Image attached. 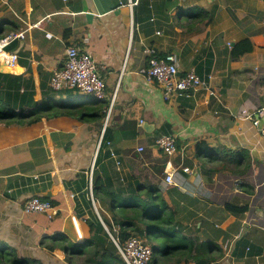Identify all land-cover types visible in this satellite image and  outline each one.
I'll return each mask as SVG.
<instances>
[{
    "label": "crops",
    "instance_id": "obj_1",
    "mask_svg": "<svg viewBox=\"0 0 264 264\" xmlns=\"http://www.w3.org/2000/svg\"><path fill=\"white\" fill-rule=\"evenodd\" d=\"M129 1L0 0V36L25 31L8 46L16 66L0 60V109L27 115L0 121V250L12 253L0 264H22L13 256L84 264L41 240L63 234L83 242L98 218L108 228L112 196L104 192L117 194L128 176L157 186L177 222L182 242L173 253H162L160 235L138 234L160 241L153 264H264V136L243 114L264 104V0ZM200 9L212 17L204 27ZM247 37L253 50L235 57ZM70 45L105 66L107 96L119 87L97 157L104 118L36 113L43 104L87 100L51 86ZM146 47L174 53L181 74L211 75L210 88L165 99L144 72ZM161 134L176 136L175 153L158 147ZM94 160L103 199L94 195V175L90 182ZM33 195L53 202V217L24 210Z\"/></svg>",
    "mask_w": 264,
    "mask_h": 264
},
{
    "label": "trees",
    "instance_id": "obj_2",
    "mask_svg": "<svg viewBox=\"0 0 264 264\" xmlns=\"http://www.w3.org/2000/svg\"><path fill=\"white\" fill-rule=\"evenodd\" d=\"M199 12L198 16L200 18L196 15V19L204 20L207 17L206 21L201 25V27H204L210 23L212 17L207 10L200 9ZM253 47L254 45L250 38H243L233 47V54L235 57H239L243 53L252 51ZM72 90L74 89H71L69 93L72 94ZM71 94V97L76 96V94ZM109 104L110 97L106 96L103 99L92 98L91 100L82 102H64L58 104V106L56 105L55 108L49 104H43L36 113L51 114L49 110L53 109V113L72 116L79 115L84 121L92 122L104 118ZM12 109V111L0 109V121H10L27 116L24 113L18 114L14 112V108ZM96 161H98V158ZM93 175V190L96 199L106 198L99 192L97 186L99 180L96 174ZM127 178L126 187H121L117 193L118 195L120 194L119 196L116 193L104 192L105 195L112 196V199H105L108 209L113 213V224L108 221V228L98 218L96 221H90L93 232L88 240L75 243L68 236L57 234L45 236L41 240V244L50 250H54L57 247L63 248L66 252V258L70 263L127 264L112 236L116 238L119 245L123 246L133 235L139 234L145 238H153L155 235H160L164 244L162 253H173V249L181 245L180 242L182 241L176 235L177 222L174 220L167 203L162 198L159 188L157 186H144L133 176H128ZM124 193H127V195L125 194L127 201L121 199ZM152 247L155 254L156 246L154 243ZM11 255L12 253H8L3 249L0 250V257ZM156 259L153 258L152 264ZM12 261L22 264L39 262L36 259L17 256H13Z\"/></svg>",
    "mask_w": 264,
    "mask_h": 264
},
{
    "label": "built area",
    "instance_id": "obj_3",
    "mask_svg": "<svg viewBox=\"0 0 264 264\" xmlns=\"http://www.w3.org/2000/svg\"><path fill=\"white\" fill-rule=\"evenodd\" d=\"M134 4H136V1H129V5L132 6ZM48 35L51 36L52 34L48 33ZM18 37L24 38L25 31L11 32L4 36H0V60L11 67L16 66L19 55L16 52L9 51L8 46ZM144 51L148 55L147 66L144 72L148 78L159 84L165 99H169L174 95H183L189 91L198 90L201 87L210 88L209 81L211 75L202 77L193 69L181 74L179 61L174 53L167 52L163 55H159L150 47H146ZM103 68H105V66H99L89 50L78 45H70L66 49L63 66L55 71L51 77V86L57 90L63 88L76 89L81 94L87 95V97L84 98L87 100H91L92 98L103 99L107 96L106 80L101 74V69ZM118 88H116L110 96V104L103 119L95 157H97V152H99L104 140L105 131L110 124L113 103L117 98ZM210 91L213 92L212 90ZM79 99L82 98L80 97ZM243 114H245L247 118H251L255 125H260L262 118L264 119V104L258 106L254 110L245 109L243 110ZM260 130L264 136V121L260 126ZM156 144L160 149L169 154H173L178 150L177 138L172 134L159 135ZM117 162L120 163V160ZM95 163L96 161L94 160L90 171L91 184ZM184 169L187 171L190 170L189 167ZM171 178L172 177L169 176V179ZM24 210L26 212H43L50 218L53 217L55 213L53 202L48 198H42L37 195L30 196L26 199ZM112 238L118 245L127 264L152 263L154 249L152 244L146 241L145 238L133 235L123 246L118 244L114 236H112Z\"/></svg>",
    "mask_w": 264,
    "mask_h": 264
},
{
    "label": "rangeland",
    "instance_id": "obj_4",
    "mask_svg": "<svg viewBox=\"0 0 264 264\" xmlns=\"http://www.w3.org/2000/svg\"><path fill=\"white\" fill-rule=\"evenodd\" d=\"M78 102V101H77ZM154 244H155V246H156V250H158V249H160V241H154L153 242Z\"/></svg>",
    "mask_w": 264,
    "mask_h": 264
},
{
    "label": "water",
    "instance_id": "obj_5",
    "mask_svg": "<svg viewBox=\"0 0 264 264\" xmlns=\"http://www.w3.org/2000/svg\"><path fill=\"white\" fill-rule=\"evenodd\" d=\"M263 121H264V119L262 118V120H261V123H260V125H259V126H261V125L263 124Z\"/></svg>",
    "mask_w": 264,
    "mask_h": 264
},
{
    "label": "clouds",
    "instance_id": "obj_6",
    "mask_svg": "<svg viewBox=\"0 0 264 264\" xmlns=\"http://www.w3.org/2000/svg\"><path fill=\"white\" fill-rule=\"evenodd\" d=\"M153 257H154V255H153ZM153 261V260H152ZM152 264V263H151Z\"/></svg>",
    "mask_w": 264,
    "mask_h": 264
}]
</instances>
